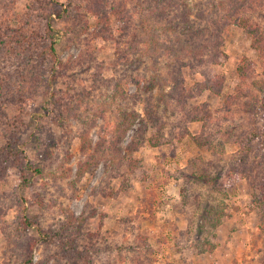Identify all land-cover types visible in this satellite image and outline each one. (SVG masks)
Masks as SVG:
<instances>
[{"label": "rangeland", "instance_id": "rangeland-1", "mask_svg": "<svg viewBox=\"0 0 264 264\" xmlns=\"http://www.w3.org/2000/svg\"><path fill=\"white\" fill-rule=\"evenodd\" d=\"M28 1L17 2L19 12ZM196 2L191 0L188 3L191 19L199 12ZM59 3L70 5L71 16L54 22L55 28L63 32L57 52L62 66L71 68L63 69L61 79L53 90L69 106L71 103L78 106V111H83L86 103L90 111L93 110L90 107L97 102L107 105L104 110L108 109L107 112L96 118L91 130L94 144L105 133V143L114 140L118 107L125 108L129 113H137V120L118 146L122 148L123 155H129L126 151L128 144L139 142L138 149L131 152V156L138 160V169L131 173L122 164L109 166L101 161L76 180L77 163L84 161L86 155L79 149L76 121L70 119L68 127L62 123L58 126L56 122L57 117H61L60 109L65 106L60 107L58 112L48 114L43 109L45 98L39 94L23 112L12 108L8 120L18 117L23 120L24 125L19 126L22 132H19V139L28 160L42 166L44 172L60 167L63 171L71 172L68 178L61 180L42 177L27 189H20L17 169L9 167L0 173V264H18L22 260V254L16 252L14 244L25 241L23 234H20L24 218L39 224L43 230L52 229L53 233L61 229L59 223L64 219L60 209L55 207L45 212L35 203L38 196L48 198L51 195L54 198L59 196L60 206L69 208L75 216L83 213L89 217L77 238L82 248L83 245L89 246V254L87 258L78 255L64 259L67 254L61 251L58 244L47 247L38 243L32 251L35 264L45 259L49 260V264H59L60 260L56 261V258H62L65 261L63 264H109L113 257L121 255L118 250L125 245L122 236H131L121 226L127 216L137 218L136 230L147 239L145 247L148 248V259L138 262L132 254L134 252L127 251L120 264H264V219L249 209L251 196L246 179L238 180L233 192L225 195L203 182L205 180L187 178L189 172L198 169L201 173L199 168L206 165L212 164L213 171H216L213 174L222 175L224 169L239 163L242 146L230 142L227 135H237L248 123L245 103L249 102V97L264 94L258 88L259 81L264 78L263 59L250 48V37L242 28L234 25L228 26L223 33L221 49L225 58L223 63L212 66L217 73L225 76L221 94L204 92L182 110L171 98L167 99L166 105H160L159 126L150 128L147 125L145 130L138 119L145 118L146 101L143 98L136 102L132 97L137 91L135 84L129 79L123 81L121 89L125 96L114 101L112 95L116 91L115 81L121 77H134L136 73H144L145 77L152 75L153 72L147 70L150 63L128 60L129 63L125 65L116 64L115 53H129L135 40L142 41L141 25L145 27V21L149 24L153 22L143 8L135 7L133 0H104L105 13L81 17L71 9L74 0H59ZM78 5L81 9L85 8L84 1L78 2ZM118 8V14L124 17L120 21L114 10ZM247 16L264 32V9L259 8L254 13L248 11ZM79 20L86 22L88 30L82 32L84 24ZM80 52L84 54V62L73 66L71 61ZM243 58L252 62L254 73L245 82H240L235 69ZM166 63L160 59L161 73L166 70ZM8 66L0 62V69L3 67L7 70ZM204 67L200 65L195 71L201 73ZM194 73L183 72L186 88L196 89V84L202 81L201 76ZM168 90L165 87L163 95ZM240 91L243 96H238ZM149 94L157 98L160 91L154 89ZM69 95L73 101L69 100ZM204 104L210 111L207 118L209 125L205 128L204 121L191 122L193 117L204 119L202 106L199 112L192 110V107ZM224 105L226 110L223 109ZM37 115L41 118L38 124L42 123L43 127L40 136L45 137L47 131L53 132L57 137L55 148L36 144L33 135L37 134L34 129V117ZM3 131L0 125V146L3 145ZM198 135L207 137L210 143L203 147L196 146L191 136ZM153 136L160 137L156 146L149 141ZM258 141L254 143L252 157H256L255 154L264 155V146L259 149ZM48 151L55 156L49 159ZM191 160L198 162L194 163L196 168L190 165ZM23 198L26 199L25 214L20 206ZM26 234L27 237H38L35 227ZM88 234H98L96 239L93 237V245L88 244L92 243L88 240Z\"/></svg>", "mask_w": 264, "mask_h": 264}, {"label": "trees", "instance_id": "trees-1", "mask_svg": "<svg viewBox=\"0 0 264 264\" xmlns=\"http://www.w3.org/2000/svg\"><path fill=\"white\" fill-rule=\"evenodd\" d=\"M18 1L0 0V62L9 65L7 70L3 67L0 69V125L4 128L1 133L4 139L3 145L0 146V173L9 167L17 169L20 177V189H27L42 177L61 180L70 176L71 170L63 171V168L60 167L58 170L44 172L42 166L28 160L23 153V144L19 139V134L22 133L19 126L22 127L24 122L20 117L8 120L9 111L12 108L18 112H23L28 103L35 100L39 94L45 98L46 104L43 105V109L47 110L48 114L58 112L60 107L65 106L59 111L61 117H57L58 126H61L62 123L68 127L70 126V119L76 121L78 128L76 137L79 140V149L82 154L86 155L84 161H78L77 163L76 180L80 179L91 167L98 165L101 161L109 166L122 164L131 173L135 172L138 169V160L131 156V152L138 149L139 142L133 141L128 144L126 151L129 155H123V150L118 145L139 115L133 111L129 113L125 108L118 107L117 112L119 115L116 118L113 132L115 135L114 140L108 144L105 143V133L104 137L100 135L98 141L94 144L90 135L91 130L94 127L96 118L107 112L108 109L104 111L107 105L97 102L90 107L93 109L90 111L86 103V108L83 111H78V106L72 105V103L69 106L62 100V97L56 96V92L53 90V87L61 79L63 69L71 68L65 65L62 66L59 60L57 44L63 32L54 26L55 20L61 21L65 16H71L70 5H62L59 0H29L19 12L17 9ZM81 1L85 3L84 9H81L78 5V2ZM103 1L74 0L71 9H74V13L80 15V17L98 16L102 12L105 13ZM133 1L135 7L139 8L140 6L143 8L149 20L153 23L149 24L145 21V27L143 24L141 25L140 35L143 36L142 41L135 40L129 53L123 51L115 53L117 57L116 64L125 65L132 60L138 63L141 60L148 61L150 64L147 70L153 72V74L145 77L144 73H136L134 77L129 75L121 77L115 81L116 91L113 93L112 98L117 101L118 97L125 96V92H122L121 89L123 81L129 79L130 82L134 83L137 91L132 97L136 102L143 98L146 101L145 118L138 119L145 130H147L145 127L147 125L150 128L155 125L159 126L160 105H166L165 101L167 99L171 98L176 106L182 110L196 96L204 92H210L214 95L221 94L225 85V76L217 73L212 69V66L223 63L225 55L222 52L221 45L223 43V33L228 26L234 25L244 30L251 39L250 48L258 54L260 59H263L262 63L264 64V32L257 25H254L247 16L248 11L254 13L259 8L264 9V0H196L199 12L192 17L193 19L190 18L191 14L188 8V3L191 0ZM114 10L117 14L120 13L119 8ZM121 17L124 18L118 14V21L122 19ZM79 22L82 23L83 20H79ZM83 24L82 32H85L88 30V26L85 21ZM83 57V52H80L79 56L71 61L72 65L82 64L84 62L82 61ZM160 59L167 62L166 70L162 73L159 71ZM14 63L15 66L13 67ZM200 65L206 67L201 73L195 71V68ZM251 65V61L243 58L236 67L235 74L240 82H245L253 75L254 69ZM184 71L195 72L194 74L201 76L202 81L196 84V89L185 87ZM98 79L99 76L95 80ZM165 87L169 90L163 95ZM258 88L264 93V78L259 81ZM154 89L160 91L157 98H153L149 94ZM142 95H149V97ZM243 95L242 91L238 93V96ZM70 99L73 101V98L69 95ZM201 106L205 114L204 119L193 117L191 122L204 121L203 127L205 128L209 125L208 119L210 117L207 104L194 106L192 110L199 112ZM245 106L248 123L244 125L241 132H237V135L233 134L232 137L227 135L230 142L242 146L239 163L222 169L224 171L222 175L220 173L213 174L216 171H213L212 164L206 165L199 168L202 171L201 173L198 172V169L189 172L187 178L205 180L203 182L208 183L213 189L216 188L224 192L225 195L233 192L238 180L246 179L249 183L251 196L249 209L256 211L258 217L264 219V155L258 156L255 154L256 157H252L255 141L259 140L257 144L259 149L264 146V94L260 95L259 93L250 96L249 102H246ZM226 108L224 105L223 109L226 110ZM63 114H66V116ZM34 121V129L37 134H34L33 137L36 144L38 146L44 144L47 148H55L57 137L54 133L47 131L45 137L40 136L43 127L42 123L38 124L41 122L39 115L34 117ZM245 127L248 129H245ZM159 138L153 136L149 139L150 144L156 146ZM191 140L198 147L210 143L209 139L202 135L191 136ZM46 154H48L49 159L55 156L49 151ZM192 162L191 160V166L198 163L194 161L192 164ZM45 184L48 186V183ZM53 196L51 195L48 198L38 196L35 203L45 212L58 207L64 219L59 223L61 229L53 233L52 229L43 230L39 224L30 221L27 217L24 218L21 223L20 234H23L25 241L15 242L14 244L16 252L22 254V260L18 261V264H35L32 251L38 243L47 245V247L58 244L61 251L67 254L64 259L68 256L76 258L75 256L78 255L87 258L89 246L83 245L82 248L77 238L82 234V225L89 217L83 213L75 216L69 208L60 206L59 196L55 198ZM25 202L26 199L24 198L21 200V204L18 202L24 214L26 210ZM136 222L137 218L130 216L122 220L121 226H124L126 232L131 236H122L125 245L118 250L121 255L113 257L108 261L109 264L122 263L128 254L127 251H133L132 254L135 255L138 262L148 259V248L145 247L147 239L136 230ZM33 227L36 228L37 238L26 236V232ZM87 237L92 242L91 244L87 243L93 245V237L96 239L98 234H88ZM135 248L138 250L135 251ZM55 254L57 256V253ZM59 257L61 256L59 255ZM57 260H60L59 264L65 262L62 258H56ZM36 264H49V260L45 259Z\"/></svg>", "mask_w": 264, "mask_h": 264}]
</instances>
